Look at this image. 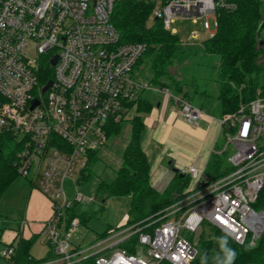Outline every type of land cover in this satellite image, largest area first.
I'll return each mask as SVG.
<instances>
[{
  "label": "built area",
  "instance_id": "2783aa9c",
  "mask_svg": "<svg viewBox=\"0 0 264 264\" xmlns=\"http://www.w3.org/2000/svg\"><path fill=\"white\" fill-rule=\"evenodd\" d=\"M125 0H0V135L9 134L20 150L15 166L52 204L45 226L54 247L48 264H191L198 255L194 241L204 224L239 245H255L264 232V211L256 209L264 189V94L220 118L227 132L219 153L231 147L229 170L217 178L190 166L184 196L155 215L112 230L85 248L71 242L81 225H66V210L84 196L70 197L66 182L82 177L89 155L106 145L110 122L129 120L140 95L151 84L134 73L146 52L144 43H125L112 21ZM154 4L152 16L165 30L177 18L202 21L205 31L218 27L219 8L228 0H140ZM215 31L211 33L214 34ZM193 40L200 39L196 32ZM57 57L55 65L51 61ZM52 68V79L40 74ZM52 85L43 92L48 82ZM195 126L206 113L187 98L161 89ZM39 104L31 109L33 101ZM78 180H74L75 186ZM194 235L186 238L182 232ZM131 244L134 253L124 246ZM13 258L14 248L2 252Z\"/></svg>",
  "mask_w": 264,
  "mask_h": 264
},
{
  "label": "trees",
  "instance_id": "16d2710c",
  "mask_svg": "<svg viewBox=\"0 0 264 264\" xmlns=\"http://www.w3.org/2000/svg\"><path fill=\"white\" fill-rule=\"evenodd\" d=\"M228 1L235 4V7L218 9V27L215 33L201 42L206 54L219 58L216 80L219 87L217 100L221 110L220 117L235 113L241 105L249 104L255 99L258 91L264 94V48L259 47L257 39L258 27L264 21L262 0ZM153 7L154 4L140 0L119 2L114 8L112 21L119 30L123 42L146 44V52L137 64V67L143 64L145 69H148L149 76L145 77V81L157 84L161 89L167 88L175 95L191 101L182 81L175 78L172 69L185 62L189 55L193 54L194 49L177 34L165 30L161 21L155 20L149 25ZM51 69L47 67L44 73L40 74L43 81L52 79ZM152 108L153 103L140 95L136 102V115L130 120L132 137L123 151L122 165L112 182H102L98 188L99 192L108 196H130L129 219L123 226L155 215L177 202L184 196L190 184L188 175L178 173L163 192L152 187L150 162L142 147V135L145 131L143 115L151 112ZM123 122L125 121L110 122L107 128L108 138L120 133ZM223 136L227 137L226 131L223 132ZM19 150L15 137L9 134L0 135V196L21 177L15 166ZM96 154L97 152L89 155L88 165L97 159ZM223 162L224 159L213 155L205 170L206 173L212 178H217L221 175L220 167ZM88 165L82 172L83 181L91 174ZM77 207L78 204H74L66 210L64 218L66 224L75 217L85 221L86 216H80ZM254 207L264 211V189ZM208 230L207 235H201L198 255L191 264H223L224 257L220 252L217 238L226 234L212 226H209ZM111 231L104 233L100 239ZM33 243V239H21L17 246V254L10 258V261L33 264L51 258L34 261L30 255ZM228 243L237 252L235 264H264V236L255 247L248 244L239 245L230 237ZM124 247L134 253L131 244ZM80 264H95V260L89 259Z\"/></svg>",
  "mask_w": 264,
  "mask_h": 264
},
{
  "label": "rangeland",
  "instance_id": "374dc122",
  "mask_svg": "<svg viewBox=\"0 0 264 264\" xmlns=\"http://www.w3.org/2000/svg\"><path fill=\"white\" fill-rule=\"evenodd\" d=\"M261 9L264 15V0L261 1ZM154 21V16H151L149 25H152ZM201 23L202 21L194 24L191 19L177 18L171 24V29L175 30L180 39L194 49L193 54H190L185 62L180 63L179 66L176 65L172 69V73H174L178 81H182L185 91L188 92L191 103L194 106L200 108L210 116L222 118L220 117L221 110L217 100L219 87L216 79L219 58L215 55L206 54L201 47V42L215 31L214 20L210 19L211 32L205 31ZM193 32H196L200 39L193 40ZM134 73L143 81H145L146 76H149L148 69H145L143 64L136 67ZM142 96L154 105L158 104L164 96L168 97L165 93L161 92V88L157 84H151L150 88L144 90ZM135 115L136 110L131 113L130 117H134ZM130 120L132 119L125 120L121 125L120 133L109 137L106 145L97 151V159L91 161L88 165L89 172L91 173L88 179L83 181V178L80 177V180H78V177L74 176L73 180L66 182L65 187L70 197L74 196V192H79L84 196L83 201L78 203L77 211L80 216H86V219L85 221H81L80 219L81 225L71 238V242L78 247L85 248L92 245L104 233L123 226L129 219L130 196H108L106 193L99 192L98 188L102 182H112L116 177L117 170L122 165L123 151L132 137ZM222 139L224 145V136ZM232 152L233 150L230 147L228 153L232 154ZM224 161L226 164V159ZM74 180H78L77 186H75ZM21 219L22 214H19L16 220L20 221ZM208 229L209 226L204 224L201 231L195 237L184 231L182 234L189 239L194 237V241L198 247L201 235H207ZM262 236H264V232ZM262 236L256 240L255 245L250 247H255ZM43 240L44 238H38L30 249L31 254L40 259V261L51 250L47 242L42 243ZM52 248L54 250L53 246ZM54 253L55 251L50 254L49 257L51 258L48 260L34 262L33 264H48L49 261L54 260ZM1 254L0 250V264H9V259L2 257ZM16 264H21V261H17Z\"/></svg>",
  "mask_w": 264,
  "mask_h": 264
},
{
  "label": "crops",
  "instance_id": "0c3cea01",
  "mask_svg": "<svg viewBox=\"0 0 264 264\" xmlns=\"http://www.w3.org/2000/svg\"><path fill=\"white\" fill-rule=\"evenodd\" d=\"M178 109L169 97L164 96L158 104H153L151 112L143 115L142 147L150 162L151 185L159 192L169 186L176 174H182L190 166L206 170L213 155L226 159V164L224 161L220 167L221 175L229 170L230 154L228 151L219 153L223 148L220 118L206 114L192 126L184 121ZM19 214L22 219L17 221ZM52 214L51 201L42 192L25 178L16 179L0 196L1 252L12 247L17 254L21 239L35 242L44 238L42 243L47 242L51 250L41 260L48 258L54 250L46 240L44 230ZM30 255L34 261H40L31 251ZM8 262L17 263L10 259Z\"/></svg>",
  "mask_w": 264,
  "mask_h": 264
},
{
  "label": "clouds",
  "instance_id": "9594fccd",
  "mask_svg": "<svg viewBox=\"0 0 264 264\" xmlns=\"http://www.w3.org/2000/svg\"><path fill=\"white\" fill-rule=\"evenodd\" d=\"M217 240H218L220 252L224 257L223 264H235V260L237 258V252L235 249L229 246L227 235L218 237Z\"/></svg>",
  "mask_w": 264,
  "mask_h": 264
},
{
  "label": "water",
  "instance_id": "95a60500",
  "mask_svg": "<svg viewBox=\"0 0 264 264\" xmlns=\"http://www.w3.org/2000/svg\"><path fill=\"white\" fill-rule=\"evenodd\" d=\"M157 20V18L155 19ZM257 39H258V45L261 48H264V21L259 25L257 30ZM57 62V57H55L51 64L55 65ZM52 85V81L48 82V84L44 87L43 92H45L50 86ZM39 104L38 100H34L31 109H33L35 106Z\"/></svg>",
  "mask_w": 264,
  "mask_h": 264
}]
</instances>
